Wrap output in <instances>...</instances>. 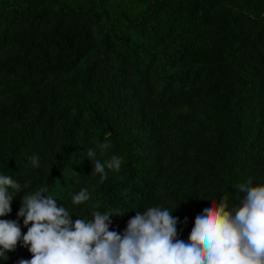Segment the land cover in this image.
Here are the masks:
<instances>
[{
	"label": "trees",
	"instance_id": "trees-1",
	"mask_svg": "<svg viewBox=\"0 0 264 264\" xmlns=\"http://www.w3.org/2000/svg\"><path fill=\"white\" fill-rule=\"evenodd\" d=\"M99 143L122 159L104 180ZM0 175L21 185L0 220L45 187L73 222L113 209L118 234L167 209L187 242L213 201L264 185V0H0ZM30 259L21 239L0 264Z\"/></svg>",
	"mask_w": 264,
	"mask_h": 264
},
{
	"label": "clouds",
	"instance_id": "clouds-1",
	"mask_svg": "<svg viewBox=\"0 0 264 264\" xmlns=\"http://www.w3.org/2000/svg\"><path fill=\"white\" fill-rule=\"evenodd\" d=\"M109 147L99 143L87 150L90 176L104 180L106 168H121L119 156L103 163L96 158L97 150ZM30 161L39 167L38 156ZM236 187L244 194L240 206L229 209L227 195L219 203H208L196 216L187 242L177 239V220L167 209L151 206L136 212L123 234H118L109 231L113 209L94 212L90 221L73 222L69 211L44 195L47 188L41 187L21 197L17 221L23 218L27 227L22 237L17 221L0 220V256L14 250L22 239L31 259L19 264H264V185L252 186L249 180ZM10 189L20 193L21 185L0 175V217L11 212ZM89 199L84 188L72 197V203L80 205Z\"/></svg>",
	"mask_w": 264,
	"mask_h": 264
}]
</instances>
